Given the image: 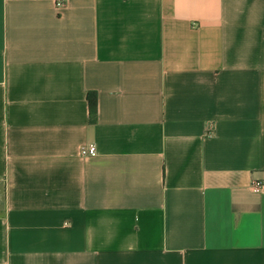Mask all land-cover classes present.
Here are the masks:
<instances>
[{
    "label": "crops",
    "instance_id": "crops-1",
    "mask_svg": "<svg viewBox=\"0 0 264 264\" xmlns=\"http://www.w3.org/2000/svg\"><path fill=\"white\" fill-rule=\"evenodd\" d=\"M256 182L264 0H0V264H264Z\"/></svg>",
    "mask_w": 264,
    "mask_h": 264
},
{
    "label": "built area",
    "instance_id": "built-area-1",
    "mask_svg": "<svg viewBox=\"0 0 264 264\" xmlns=\"http://www.w3.org/2000/svg\"><path fill=\"white\" fill-rule=\"evenodd\" d=\"M61 6V3L59 4ZM80 155L82 157H93L97 155V147L95 145H86L83 146L80 150ZM256 191L261 190L264 187L263 182H256L255 183Z\"/></svg>",
    "mask_w": 264,
    "mask_h": 264
},
{
    "label": "trees",
    "instance_id": "trees-1",
    "mask_svg": "<svg viewBox=\"0 0 264 264\" xmlns=\"http://www.w3.org/2000/svg\"><path fill=\"white\" fill-rule=\"evenodd\" d=\"M91 117H95L98 111V96L96 92H89L87 95Z\"/></svg>",
    "mask_w": 264,
    "mask_h": 264
}]
</instances>
